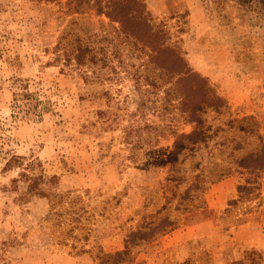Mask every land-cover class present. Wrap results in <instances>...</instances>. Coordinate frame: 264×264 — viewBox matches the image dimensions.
Returning a JSON list of instances; mask_svg holds the SVG:
<instances>
[{
  "label": "rangeland",
  "instance_id": "1",
  "mask_svg": "<svg viewBox=\"0 0 264 264\" xmlns=\"http://www.w3.org/2000/svg\"><path fill=\"white\" fill-rule=\"evenodd\" d=\"M99 1L0 0V264H264V0H144L186 74ZM67 33L114 40L101 79L57 59Z\"/></svg>",
  "mask_w": 264,
  "mask_h": 264
},
{
  "label": "trees",
  "instance_id": "2",
  "mask_svg": "<svg viewBox=\"0 0 264 264\" xmlns=\"http://www.w3.org/2000/svg\"><path fill=\"white\" fill-rule=\"evenodd\" d=\"M99 3L100 1L98 0L97 4ZM105 8L106 10H104ZM98 13L105 14L112 23L118 24L117 26L114 25L116 28L115 32L119 37L121 36L123 41L135 40L136 42L142 44V48L150 49L151 56L149 62L153 64L154 70L157 69L161 71V59L164 62L163 57L168 56L174 59L177 63L179 73H191V70L187 68L185 60L179 51H176L171 46L166 45L167 37L165 36V33L163 31L156 30L149 22L148 16L150 14L149 11H147V6L144 0H107L105 2V6H102L101 4L99 5ZM68 35L73 34L67 33L63 36V38L68 37ZM73 38L74 40L70 43H64L62 42V39H60L54 48L57 59L63 60L64 65H74L76 68L82 69L87 79H101L102 76L98 66L100 65V67H103L109 63V47L112 48V52L114 51V48H117L114 45V40L105 36L98 40L99 43L102 42L100 45H94L95 41L91 42L87 39H82L77 34H74ZM115 69L116 67H114V70ZM163 69L165 71L169 70L167 68ZM140 75L143 76V72L140 73L139 76ZM145 79L148 80L149 76H146ZM202 79L205 80L203 77ZM134 128V124L128 126V129L131 130L127 131L125 134V140H128L127 143H129V139L131 137H134L131 135L132 129ZM144 128L153 129L154 126L146 124ZM205 137L206 132L202 128H198L189 134L183 133L177 137L172 153L177 154L186 147L184 139L197 142L204 140ZM20 159L21 157H12L6 165L11 166L12 162L20 161ZM26 166L29 168L34 167L35 162L32 161ZM22 175L29 180L28 190L30 192L34 190L49 192L52 188L46 187V185L48 183L53 184L56 180V176L46 179L44 175L30 176L27 173H23ZM43 181L44 186L41 185ZM48 194L53 207L57 205L54 198H57V202L61 203V201H64L63 199L67 196L66 194L61 195L56 192ZM56 212L58 213L59 211Z\"/></svg>",
  "mask_w": 264,
  "mask_h": 264
}]
</instances>
